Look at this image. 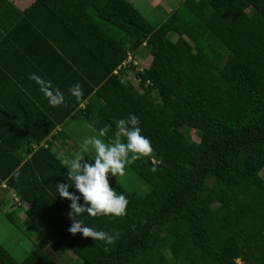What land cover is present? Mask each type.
<instances>
[{"label": "trees", "instance_id": "16d2710c", "mask_svg": "<svg viewBox=\"0 0 264 264\" xmlns=\"http://www.w3.org/2000/svg\"><path fill=\"white\" fill-rule=\"evenodd\" d=\"M18 24L41 48L24 50L25 61L66 101L53 107L16 90L11 125L0 129V185L29 204V220L54 230L79 264H264V0H182L158 24L129 0H34ZM128 54L138 65L122 66ZM76 83L80 100L68 91ZM70 115L98 136L107 128L106 142L135 115L151 141V155L127 165L148 191L109 177L126 214L81 216L113 243L68 231L71 201L56 184L68 183L65 164L81 149L60 154L54 130ZM49 240L21 261L0 244V264H60Z\"/></svg>", "mask_w": 264, "mask_h": 264}, {"label": "clouds", "instance_id": "9594fccd", "mask_svg": "<svg viewBox=\"0 0 264 264\" xmlns=\"http://www.w3.org/2000/svg\"><path fill=\"white\" fill-rule=\"evenodd\" d=\"M29 79L40 86V91L51 106L59 107L66 103L64 93L58 87H54L51 81L36 73H30ZM68 91L77 100L84 94L80 83L70 86ZM139 124L140 120L135 115L120 119L114 138L107 142L100 137H105L108 129H100L99 136L85 138L80 145L81 151L65 164L68 169L66 174L68 183L56 184V188L62 199L71 201V211L67 213L72 221L68 228L71 234L82 233L84 237H91L95 241L114 242L115 236L86 226L81 216L84 213L92 217L98 215L119 217L126 214L129 201L124 194H118L110 186L109 173L116 177L123 176L127 165L153 152L151 141L142 134ZM122 137L126 138V142ZM90 152L94 153L92 161L85 158V153ZM73 185L82 195L84 204L80 203V195L69 191Z\"/></svg>", "mask_w": 264, "mask_h": 264}, {"label": "crops", "instance_id": "0c3cea01", "mask_svg": "<svg viewBox=\"0 0 264 264\" xmlns=\"http://www.w3.org/2000/svg\"><path fill=\"white\" fill-rule=\"evenodd\" d=\"M6 1L0 0V129L11 125L9 119L14 116L13 112L17 108L15 102L18 90L30 95L32 98L34 96H44L40 91V86L34 80L29 79L30 73L37 72H33L32 68L34 67L26 62L24 58V50H27V48L33 51L34 54H36V47H38V52L41 50L40 44H38L39 41H36L33 36V38H30L31 43L28 46L27 40L24 39L25 31L22 28H20L21 30L18 29L19 13H22L34 0ZM20 26L24 25L21 24ZM38 58H40V54H38ZM84 102L80 103L77 107L78 110L83 109ZM37 104L39 105V103ZM80 126H82L81 129H84L89 124L82 116L72 117V115L56 126L54 133L61 132V137L55 141L56 149L58 148L60 154L64 151L72 152V146L80 142L77 136L79 132L76 129ZM27 154L28 151L26 150L23 153L24 158L30 155ZM16 198L19 199L2 181L0 185V209L3 210L2 208L5 207L3 205L8 204L9 208L6 213H12L14 217L21 213L25 214L24 211L29 204L19 199L20 204L17 205L15 203Z\"/></svg>", "mask_w": 264, "mask_h": 264}, {"label": "rangeland", "instance_id": "374dc122", "mask_svg": "<svg viewBox=\"0 0 264 264\" xmlns=\"http://www.w3.org/2000/svg\"><path fill=\"white\" fill-rule=\"evenodd\" d=\"M181 2L182 0H131V3L153 24L160 23L171 13V11H174L175 7H178ZM108 26L112 32H119L117 27L109 24ZM169 38L174 40L176 35L170 33ZM224 57L225 54H223L222 58ZM133 84L134 88L141 92L142 89L140 90L138 87L139 85L135 83ZM81 128L82 126L76 128L79 132L77 136L80 142L76 143L77 145L74 144V146L78 149H81L80 145L85 138L93 135L98 136L97 132L94 131L92 127L88 126L84 129ZM191 136L197 140V137L193 133ZM90 153L94 155V153ZM260 175L264 178V168L260 171ZM109 177L110 180L115 179L131 192L144 194L149 189L148 185L144 183L137 173L128 166H126L125 174L123 176L116 177L110 173ZM3 207V210L0 209V244L3 245L17 261H21L28 253H30L39 241L44 239L48 240V235H50L51 240H49V242L53 241L52 246L54 247V256L60 264L80 263V259L69 248L64 247L60 249L59 245L56 243L57 239L55 237L57 235L55 236L54 230L34 224V221L29 220L24 213L17 215L13 221H10L6 216V212L9 208L8 204H4Z\"/></svg>", "mask_w": 264, "mask_h": 264}, {"label": "built area", "instance_id": "2783aa9c", "mask_svg": "<svg viewBox=\"0 0 264 264\" xmlns=\"http://www.w3.org/2000/svg\"><path fill=\"white\" fill-rule=\"evenodd\" d=\"M130 62H131L132 64L138 65V61H137V59L132 58L131 54H128L126 60H124V62L122 63V66H123V67H124V66L126 67V65H128ZM115 72H116V71H115ZM15 203H16L17 205H19V204H20L19 199L16 198V199H15Z\"/></svg>", "mask_w": 264, "mask_h": 264}]
</instances>
